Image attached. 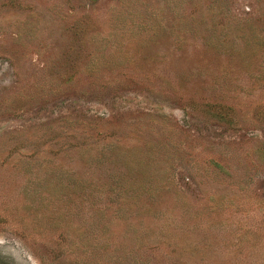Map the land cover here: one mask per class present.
<instances>
[{
    "label": "rangeland",
    "instance_id": "374dc122",
    "mask_svg": "<svg viewBox=\"0 0 264 264\" xmlns=\"http://www.w3.org/2000/svg\"><path fill=\"white\" fill-rule=\"evenodd\" d=\"M0 264H264V0H0Z\"/></svg>",
    "mask_w": 264,
    "mask_h": 264
}]
</instances>
